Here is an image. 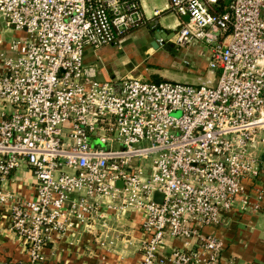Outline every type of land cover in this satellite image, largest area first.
<instances>
[{
  "label": "built area",
  "instance_id": "1",
  "mask_svg": "<svg viewBox=\"0 0 264 264\" xmlns=\"http://www.w3.org/2000/svg\"><path fill=\"white\" fill-rule=\"evenodd\" d=\"M168 1L172 43L203 44L215 80L96 78L85 51L145 26L143 0H0V210L28 256L0 264H44L68 236L104 248L131 215L140 264H221L214 231L262 210L264 0Z\"/></svg>",
  "mask_w": 264,
  "mask_h": 264
},
{
  "label": "crops",
  "instance_id": "2",
  "mask_svg": "<svg viewBox=\"0 0 264 264\" xmlns=\"http://www.w3.org/2000/svg\"><path fill=\"white\" fill-rule=\"evenodd\" d=\"M168 3V0H143L142 7L147 14L145 26L125 36L117 46L102 47L96 52L85 51L84 63L95 67L99 81L124 77H138L146 81L159 77L158 81H166L165 77H177L197 85L216 79L218 71L209 72L203 44L194 42L179 47L172 43L178 19L166 10ZM154 9L164 12L153 18ZM161 34L171 36L162 40L158 38ZM153 43L157 44L156 48ZM139 46L144 47L142 57L136 54ZM134 55L139 64L130 66L129 61ZM148 58L160 62L158 71L145 68L144 59ZM168 67L170 70H167ZM261 159L264 162V152ZM32 183L30 173L20 168L11 177L9 189L28 197ZM139 222V215H131L120 223H114L117 231L110 234L111 239H101L104 248H99L95 239L87 236L53 239L44 251V264H140L142 235ZM226 222V226L214 231L224 243L221 264H264V206L258 214L235 212L226 217ZM8 227V217L0 210V263L27 261L25 246L8 231ZM167 243L168 247H177L175 241L168 240Z\"/></svg>",
  "mask_w": 264,
  "mask_h": 264
},
{
  "label": "rangeland",
  "instance_id": "3",
  "mask_svg": "<svg viewBox=\"0 0 264 264\" xmlns=\"http://www.w3.org/2000/svg\"><path fill=\"white\" fill-rule=\"evenodd\" d=\"M143 49H144V47L143 46H139L138 48H137V52H136V54L138 55V56H141L142 57V55H143ZM137 57L134 55V56H131V59H130V61H129V63H130V66H135V65H138L139 64V61L136 59ZM144 61H146L145 63H143V65L145 66V68H148V70H159V66H161L160 65V62H156L155 61V59H152V58H148L147 60H145L144 59ZM129 68V67H128ZM171 68V67H170ZM167 70H170L169 69V67H168V69ZM163 72V71H162ZM125 78V77H124ZM133 78H137V79H139L138 77H133ZM166 79H168V80H166V81H168V82H174V83H184V84H188L187 83V79H185V80H183V81H181L180 80V78H177V77H165ZM153 80H152V82H156V81H158V80H160L159 79V77H154V78H152ZM143 80V79H142ZM180 81V82H179ZM160 82H162V81H160ZM193 85H195V84H193Z\"/></svg>",
  "mask_w": 264,
  "mask_h": 264
},
{
  "label": "water",
  "instance_id": "4",
  "mask_svg": "<svg viewBox=\"0 0 264 264\" xmlns=\"http://www.w3.org/2000/svg\"><path fill=\"white\" fill-rule=\"evenodd\" d=\"M169 36H171V35H168V37H166L165 35L161 34L160 37H158V38L159 39L161 38L162 40H166V39L169 38ZM152 46L154 48H156L157 47V44L156 43H153ZM118 186H121V183H118ZM154 198H155V200H158L160 198V195L158 193H156Z\"/></svg>",
  "mask_w": 264,
  "mask_h": 264
},
{
  "label": "trees",
  "instance_id": "5",
  "mask_svg": "<svg viewBox=\"0 0 264 264\" xmlns=\"http://www.w3.org/2000/svg\"><path fill=\"white\" fill-rule=\"evenodd\" d=\"M158 82H160V81H158Z\"/></svg>",
  "mask_w": 264,
  "mask_h": 264
}]
</instances>
